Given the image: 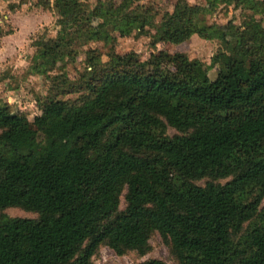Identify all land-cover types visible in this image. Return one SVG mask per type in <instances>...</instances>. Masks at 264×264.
<instances>
[{
    "label": "trees",
    "instance_id": "obj_1",
    "mask_svg": "<svg viewBox=\"0 0 264 264\" xmlns=\"http://www.w3.org/2000/svg\"><path fill=\"white\" fill-rule=\"evenodd\" d=\"M135 1L40 0L57 31L33 40L29 68L47 94L33 126L0 103V264H93L101 246L144 256L155 233L173 264H264V0H176L157 24ZM221 4L245 12L240 25L205 22ZM133 32L217 41L215 78L181 52L115 55ZM91 42L107 59L88 47L70 77Z\"/></svg>",
    "mask_w": 264,
    "mask_h": 264
},
{
    "label": "rangeland",
    "instance_id": "obj_2",
    "mask_svg": "<svg viewBox=\"0 0 264 264\" xmlns=\"http://www.w3.org/2000/svg\"><path fill=\"white\" fill-rule=\"evenodd\" d=\"M81 1L90 6L96 3V0ZM187 1L205 6L204 0ZM135 2L151 10L153 20L157 24L163 14L172 11L176 0H136ZM244 15L245 12L240 8L221 4L214 12L205 14V22L208 24L232 22L240 25ZM262 19L264 22V16ZM55 20L56 14L53 9L44 8L40 0H0V103H10L13 110L24 112L31 126L48 87V80L32 73L29 68L35 53L32 42L37 37H54L57 31ZM88 47L97 48L102 53L103 60L107 59L108 45L103 42H91L88 46L79 49L75 61L65 65L64 71L70 77L83 72L84 52ZM217 48V41L204 40L197 35L180 44L157 43L153 46L149 36H138L133 32L129 36L118 37L113 45V52L117 56L131 55L141 60L160 50L170 53L181 52L190 59L196 58L208 65V75L213 79L216 76V67L210 65V59ZM173 133H175L173 129H168V134ZM120 207H124L123 199ZM3 212L9 217L36 218V214L15 207L7 208ZM247 224L248 222L244 224V228ZM150 244L151 250L144 256L132 251L118 256L108 247L101 246L93 257V264H136L149 258H157L167 264H173L167 246L157 233L152 235Z\"/></svg>",
    "mask_w": 264,
    "mask_h": 264
}]
</instances>
